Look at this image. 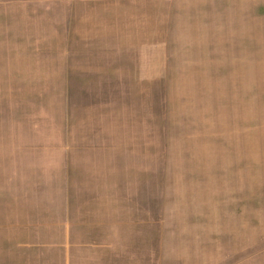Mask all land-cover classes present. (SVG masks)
<instances>
[{"label":"rangeland","instance_id":"rangeland-1","mask_svg":"<svg viewBox=\"0 0 264 264\" xmlns=\"http://www.w3.org/2000/svg\"><path fill=\"white\" fill-rule=\"evenodd\" d=\"M0 264H264V0H0Z\"/></svg>","mask_w":264,"mask_h":264}]
</instances>
